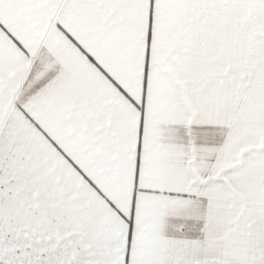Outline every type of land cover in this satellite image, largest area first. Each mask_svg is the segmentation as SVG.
Returning <instances> with one entry per match:
<instances>
[{
	"label": "snow or ice",
	"instance_id": "obj_1",
	"mask_svg": "<svg viewBox=\"0 0 264 264\" xmlns=\"http://www.w3.org/2000/svg\"><path fill=\"white\" fill-rule=\"evenodd\" d=\"M0 264H264V0H0Z\"/></svg>",
	"mask_w": 264,
	"mask_h": 264
}]
</instances>
